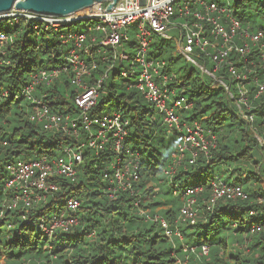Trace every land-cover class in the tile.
<instances>
[{
  "label": "trees",
  "instance_id": "obj_1",
  "mask_svg": "<svg viewBox=\"0 0 264 264\" xmlns=\"http://www.w3.org/2000/svg\"><path fill=\"white\" fill-rule=\"evenodd\" d=\"M254 2H257L256 14L248 11ZM261 8L264 0H235L233 5L242 25H250L253 30H264V17L260 22L257 20ZM5 27L6 31L16 33V37L6 55L10 63H0V211L13 196L6 188L10 162L34 159L43 153L62 154L64 146L74 142L68 134L46 130L31 121L32 102L20 95L31 72L59 63L67 44L55 31L37 35L31 27L22 24ZM160 40L153 41L150 55L165 58L167 70L173 71L177 59L164 57V52L167 49L173 52L176 46L166 39ZM45 55L48 57L42 58ZM256 62L261 65L259 58ZM105 67L102 64L93 76L102 73ZM206 67L213 69L208 59ZM259 73L264 81L262 72ZM118 74L112 71L100 87L93 112L102 113L107 102L118 100L117 109L129 119L125 143L139 155V179L133 185L136 194L119 191L110 197L104 172L110 170L108 163L113 159V151L98 157L86 148L76 181L58 177L60 188L47 202L38 203L29 213L20 203L0 216V260L3 259L0 264H180L179 261L264 264V230L252 231L255 226L264 225L261 182L264 145L259 141V137L264 141V93L256 97L258 87L248 84L251 106L242 107L254 115L251 122L240 112L238 94L230 97L221 83L200 68H192L185 75L176 73L172 86L192 102L190 109L179 111L181 118L199 121L211 129L217 135V146L210 149L209 155L199 153L194 163H190L192 151H186L181 165L170 177L166 170L178 150L180 135L169 130L138 90L127 89ZM225 76L223 71L217 74L236 93V82ZM39 89L41 92L37 95L47 91L45 99H54L51 102L54 109L78 113L74 104L77 88L70 84L67 74H62L55 84ZM3 90H7V95H3ZM196 175L202 177L193 180ZM215 175L242 185L247 198L222 199L213 211L208 210L205 201ZM175 184L180 187L178 193H174ZM189 186L202 187L198 194V218L193 225L179 219L184 192ZM161 194L168 196L160 199ZM67 196L80 198L81 205L76 212L66 207L64 197ZM63 211L76 217L77 224L69 231L56 229L51 235L42 231L38 225L40 218H51ZM160 218L166 220L174 233L179 228L183 238L167 235ZM203 245L209 248L207 254L202 251Z\"/></svg>",
  "mask_w": 264,
  "mask_h": 264
},
{
  "label": "built area",
  "instance_id": "obj_2",
  "mask_svg": "<svg viewBox=\"0 0 264 264\" xmlns=\"http://www.w3.org/2000/svg\"><path fill=\"white\" fill-rule=\"evenodd\" d=\"M109 3H96L90 9L66 17L16 8L0 14V63H10L6 55L16 37V33L6 31V25L29 26L37 35L55 31L67 44L59 63L31 72L20 95L32 102L31 121L43 125L46 130L60 131L74 139V142L64 146L62 154L50 156L43 153L37 158L19 159L7 165L9 176L6 188L13 196L6 208L0 211V216L6 209L15 208L20 203L29 213L38 203L47 202L60 188L58 177L76 181L86 148L98 157L108 150L113 151V159L108 163L110 170L104 172L110 197L119 191L136 194L133 185L139 179V155L125 143L129 135V119L119 109L93 112L100 87L115 70L119 79L125 81L127 89L134 87L138 90L163 118L169 130L180 135L178 150L173 153L172 164L166 170L168 176L174 175L186 151H192L190 163H194L199 153L209 155L210 149L217 146V135L211 129L199 121L188 122L181 118L179 111L190 109L192 102L186 95L178 94L177 88L172 86L177 75L167 70L168 61L163 57H151L155 34L173 41L181 55L221 83L230 97L235 98L238 94L243 118L253 121L254 115L247 113L242 105L251 106L248 103V84L254 83L258 87L256 97L264 93V81L259 73L262 72L264 79V30L242 25L228 1L221 4L215 0H119L107 9ZM82 21L83 26H77ZM131 26L135 31L133 39L129 35ZM127 45L133 50H127ZM257 58L261 65L257 64ZM207 59L213 64L212 70L206 67ZM102 64L106 65L104 71L93 76ZM137 66L139 72L136 71ZM221 71L225 78L236 82V93L217 77ZM62 74H67L70 84L77 88L74 104L78 113L54 109L51 104L54 99H45L47 91L36 94L41 92L40 86L55 84ZM90 79H94L93 82H89ZM3 95H7V90H3ZM259 141L264 145L260 137ZM179 190L180 187L175 184L174 193ZM201 190L202 187L189 186L184 192L179 219L189 225L197 221L198 194ZM237 198H247L242 185L215 175L205 205L213 211L220 200ZM64 201L73 212L81 205L80 198L76 196L64 197ZM160 220L167 235L176 234L183 238L179 228L174 233L164 218ZM75 224L77 218L65 211L51 218H40L38 222L42 231L49 235L56 229L69 231ZM260 230H264V225L252 229ZM202 251L207 254L208 246L203 245Z\"/></svg>",
  "mask_w": 264,
  "mask_h": 264
},
{
  "label": "water",
  "instance_id": "obj_3",
  "mask_svg": "<svg viewBox=\"0 0 264 264\" xmlns=\"http://www.w3.org/2000/svg\"><path fill=\"white\" fill-rule=\"evenodd\" d=\"M104 1H110L107 9H111L119 0H0V14L16 8L38 14L66 17Z\"/></svg>",
  "mask_w": 264,
  "mask_h": 264
},
{
  "label": "rangeland",
  "instance_id": "obj_4",
  "mask_svg": "<svg viewBox=\"0 0 264 264\" xmlns=\"http://www.w3.org/2000/svg\"><path fill=\"white\" fill-rule=\"evenodd\" d=\"M226 1H228L231 4V6H233L235 4V0H226ZM256 6H257V2H254L253 8H248V11L252 14H256L257 13ZM263 17H264V8H261V11L258 12V16H257L258 22L262 21ZM83 23H84V21H82L77 26H83ZM129 35L132 39L135 38V31H134L133 26H131V28L129 29ZM160 39H163L160 35H157V34L154 35V41L155 42H160L161 41ZM166 41L174 44V42L169 40V39H166ZM126 49L127 50H133V49H131V47H129V45H127ZM170 56H173L177 59V61L175 62V66L173 68L174 70L172 72L175 71L179 75H185L187 73V71L191 70L192 68H197V67L199 68L198 65H196L195 63H193L191 61H188L183 55H181V53L177 49L174 50L173 52H171L170 49H167L164 52V57L168 58ZM47 57H48L47 55L42 56V58H44V59H46ZM136 71L137 72L140 71L138 66L136 67ZM117 105H118V100H111L105 104L104 110L107 111L109 109H117ZM210 112H212V110ZM210 112H209V114H210ZM172 133H174V132H172ZM200 177H202V176L196 175L193 178V180H197ZM261 182L264 186V177L262 178ZM165 189H166V185H165ZM166 196H168V195L161 194L159 196V198L164 199ZM2 261H3V259L0 260V262H2Z\"/></svg>",
  "mask_w": 264,
  "mask_h": 264
}]
</instances>
